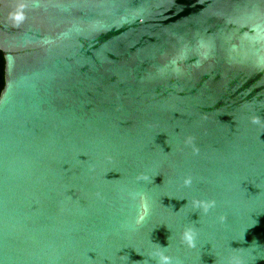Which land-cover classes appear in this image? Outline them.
<instances>
[{"label":"water","instance_id":"water-1","mask_svg":"<svg viewBox=\"0 0 264 264\" xmlns=\"http://www.w3.org/2000/svg\"><path fill=\"white\" fill-rule=\"evenodd\" d=\"M0 54V264H264V0H0Z\"/></svg>","mask_w":264,"mask_h":264},{"label":"clouds","instance_id":"clouds-1","mask_svg":"<svg viewBox=\"0 0 264 264\" xmlns=\"http://www.w3.org/2000/svg\"><path fill=\"white\" fill-rule=\"evenodd\" d=\"M19 7L22 9L23 5H20ZM24 18L25 17L23 15V12L20 10L10 13V19L13 21L14 26H19V24L24 20ZM185 183L186 184L190 183V180H186ZM184 238L191 245V241H192L191 235L189 233H185ZM159 264H170V258L161 254L159 256Z\"/></svg>","mask_w":264,"mask_h":264},{"label":"trees","instance_id":"trees-1","mask_svg":"<svg viewBox=\"0 0 264 264\" xmlns=\"http://www.w3.org/2000/svg\"><path fill=\"white\" fill-rule=\"evenodd\" d=\"M2 67H3V62L0 54V87L2 86Z\"/></svg>","mask_w":264,"mask_h":264},{"label":"flooded vegetation","instance_id":"flooded-vegetation-1","mask_svg":"<svg viewBox=\"0 0 264 264\" xmlns=\"http://www.w3.org/2000/svg\"><path fill=\"white\" fill-rule=\"evenodd\" d=\"M2 77V76H1ZM2 86L0 87V90H1Z\"/></svg>","mask_w":264,"mask_h":264}]
</instances>
